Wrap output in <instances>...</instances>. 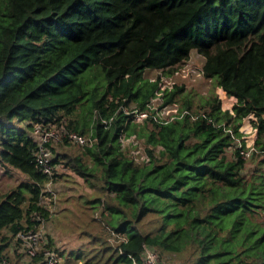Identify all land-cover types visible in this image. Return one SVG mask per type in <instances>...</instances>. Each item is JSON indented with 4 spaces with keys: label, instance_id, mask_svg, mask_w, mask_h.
<instances>
[{
    "label": "trees",
    "instance_id": "1",
    "mask_svg": "<svg viewBox=\"0 0 264 264\" xmlns=\"http://www.w3.org/2000/svg\"><path fill=\"white\" fill-rule=\"evenodd\" d=\"M193 51L232 109L216 94L195 109L175 84L163 103L206 117L132 120L124 106L148 109L159 90L145 71L171 72ZM249 115L257 136L244 158ZM65 121L99 137L54 162L101 194L88 202L119 238L105 248L114 264H140L145 248L180 264H264V0H0V164L27 177L0 194L1 250L31 213L47 214L33 125ZM132 134L145 158L121 141Z\"/></svg>",
    "mask_w": 264,
    "mask_h": 264
},
{
    "label": "rangeland",
    "instance_id": "2",
    "mask_svg": "<svg viewBox=\"0 0 264 264\" xmlns=\"http://www.w3.org/2000/svg\"><path fill=\"white\" fill-rule=\"evenodd\" d=\"M203 62L204 57L193 51L190 58L179 65V70L188 66L194 67L200 75L195 80L185 79L183 81L181 77L175 79L177 81L176 84H182L183 86L181 96L189 100L193 108L197 109L201 108L208 96L216 94L222 99L224 108H232L234 102L231 96H228L221 87L217 90L216 79L204 77ZM157 74H163V72L153 69L145 71L146 77L155 78ZM173 83V76L164 75L161 84L167 86V84ZM180 102L183 103L184 100L181 99ZM253 126L252 117H246L242 123L241 130L244 133L242 137L243 139L246 138L247 142H250L253 138L252 134L254 132L252 134L248 132ZM137 140L139 147L138 149L134 148L133 152L137 150L140 158H145L146 153L143 151V145L141 146L142 139L137 138ZM129 141L127 139L124 143L131 149L130 144H128L131 143ZM67 150L78 153L84 150V147L63 141L55 145L54 155L55 153L60 155ZM230 154L231 150L228 149V155ZM87 162L95 167L89 155L87 156ZM252 163V161H247L249 170L253 167ZM56 165L59 175L57 180L53 182V187L57 191V203L54 206L55 212L52 217L46 220V231L48 236L52 237L53 247L57 248L55 250L59 254V264H114L110 254H115L112 253L111 249L105 248L106 246H116L119 238L107 228L105 216H102L103 209H93L90 207L92 204L88 202V200L101 194L84 177L69 171V169L64 168L60 164L56 163ZM95 168V174L98 177L92 178L94 181L101 183L102 169L101 167ZM26 179V175L20 170L0 164V194L11 190L19 182ZM105 212L109 213L107 210ZM15 244L16 239L13 236L10 255L15 264H21V257L19 258L14 250L13 245ZM160 261H162V264H180L175 257L170 256L160 258Z\"/></svg>",
    "mask_w": 264,
    "mask_h": 264
},
{
    "label": "built area",
    "instance_id": "3",
    "mask_svg": "<svg viewBox=\"0 0 264 264\" xmlns=\"http://www.w3.org/2000/svg\"><path fill=\"white\" fill-rule=\"evenodd\" d=\"M179 66L174 68L171 72L163 71L160 75V86L155 97L151 99L150 107L145 110L139 108L124 106L123 110L126 114L131 115V119L134 121H144L146 118L152 117L156 121L166 122L174 119L175 117H181L186 114H190L192 118L199 115L206 117L205 112L202 110L199 113H194L189 108L180 109L177 103H163V91L165 88H172L177 81L178 77H181L183 81L185 79L195 80L200 77L198 70L194 67H186L179 70ZM164 75H171L174 78L173 84H167L164 86L162 83ZM112 119V118H111ZM103 122L107 123V119L101 118ZM211 122L210 119H208ZM253 129V131H252ZM232 132V130L230 129ZM252 134L253 138L250 142L246 141V148H241L240 152L244 158L251 155L255 149L254 141L257 136V128L252 127L248 131ZM33 134L37 138V150L35 154V162L38 169L49 179L45 182L44 187L41 190L39 205L46 208L47 214L45 215L41 211H34L31 213L30 219L32 225L28 228H24L15 234L16 244L14 246L15 252L18 257H21V264H34L32 260L36 259V264H59V254L55 248L50 244L48 232L46 231V220L52 217L55 212V205L57 203V191L53 187L54 175L59 172L57 165L54 162V150L56 144L63 141L71 142L80 146H94L99 137L94 133L93 126L87 133H79L78 131L69 128L66 125V121L59 125L51 122H36L33 125ZM130 140L132 145L139 147L136 134L130 136H122L121 141L124 143L126 140ZM236 145L241 146L242 143L239 138H236ZM138 149V148H137ZM134 153H138L137 150ZM11 246V245H10ZM10 246L5 249H0V264H15L11 258ZM134 264H137V260L133 258ZM140 264H161L157 251L145 248Z\"/></svg>",
    "mask_w": 264,
    "mask_h": 264
},
{
    "label": "crops",
    "instance_id": "4",
    "mask_svg": "<svg viewBox=\"0 0 264 264\" xmlns=\"http://www.w3.org/2000/svg\"><path fill=\"white\" fill-rule=\"evenodd\" d=\"M219 88H220V86L217 87V90H219ZM231 98H232L233 102L236 101V97L231 96ZM230 100H231V99H230ZM228 107H229V106H228ZM248 117H250V118L252 117V118H253L254 116H253V115H249ZM248 130H249V129H248Z\"/></svg>",
    "mask_w": 264,
    "mask_h": 264
},
{
    "label": "clouds",
    "instance_id": "5",
    "mask_svg": "<svg viewBox=\"0 0 264 264\" xmlns=\"http://www.w3.org/2000/svg\"><path fill=\"white\" fill-rule=\"evenodd\" d=\"M232 109V108H231Z\"/></svg>",
    "mask_w": 264,
    "mask_h": 264
}]
</instances>
